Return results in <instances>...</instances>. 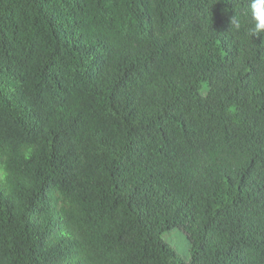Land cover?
I'll list each match as a JSON object with an SVG mask.
<instances>
[{
    "label": "trees",
    "instance_id": "16d2710c",
    "mask_svg": "<svg viewBox=\"0 0 264 264\" xmlns=\"http://www.w3.org/2000/svg\"><path fill=\"white\" fill-rule=\"evenodd\" d=\"M251 4L0 0V264H264Z\"/></svg>",
    "mask_w": 264,
    "mask_h": 264
},
{
    "label": "rangeland",
    "instance_id": "374dc122",
    "mask_svg": "<svg viewBox=\"0 0 264 264\" xmlns=\"http://www.w3.org/2000/svg\"><path fill=\"white\" fill-rule=\"evenodd\" d=\"M163 240L168 243L182 260H188L189 258V245L185 238V235L179 230H174L171 233L166 234Z\"/></svg>",
    "mask_w": 264,
    "mask_h": 264
},
{
    "label": "clouds",
    "instance_id": "9594fccd",
    "mask_svg": "<svg viewBox=\"0 0 264 264\" xmlns=\"http://www.w3.org/2000/svg\"><path fill=\"white\" fill-rule=\"evenodd\" d=\"M252 19L255 21V27L252 30L254 33L264 31V0H252ZM233 23L239 27V21L234 20ZM31 149H28L25 155H29Z\"/></svg>",
    "mask_w": 264,
    "mask_h": 264
}]
</instances>
